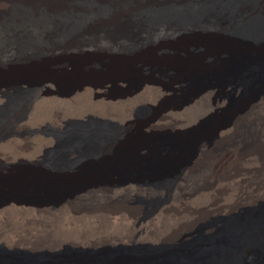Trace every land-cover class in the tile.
Here are the masks:
<instances>
[{"label": "bare ground", "instance_id": "bare-ground-1", "mask_svg": "<svg viewBox=\"0 0 264 264\" xmlns=\"http://www.w3.org/2000/svg\"><path fill=\"white\" fill-rule=\"evenodd\" d=\"M78 1L0 0V73L4 77L0 147L21 133L39 101L53 95L63 101L87 94L94 98L72 116L30 130L49 141L36 158L37 166L4 174L0 165V189H42L47 194L41 200L9 195L0 199V211L20 207L60 213L81 200L155 199L151 212L134 219L141 229L137 239H119L113 245L149 243L168 249L173 240L147 241L143 227L163 215L178 197L184 198V190L204 167L201 175L208 173L213 181L234 157H241L248 166L264 164V153L255 150L264 136V0H91L87 6ZM93 69L99 71L102 82L83 77ZM55 70L77 79L60 90L50 74ZM132 76L136 80L121 93H107L105 82ZM23 85L27 86L24 97L13 101L9 90ZM180 93L176 103L160 102ZM150 102L158 104V109ZM142 104L153 110L146 119L138 118ZM212 114L222 116L202 127ZM114 121L123 127L119 135L105 125ZM166 126L186 129L191 136L172 140L143 136H155ZM232 134V142L222 147ZM216 154L209 166L204 164L208 155ZM127 169L146 174L118 176ZM97 216L109 218L111 213L82 214L84 219ZM217 230L210 226L206 234L213 236ZM228 231L210 254L222 257L256 237L251 226ZM66 243L52 249L107 245ZM0 245L8 246L2 241ZM2 247L0 264H205L196 255L177 251L144 260L104 255L42 262L32 254L19 259Z\"/></svg>", "mask_w": 264, "mask_h": 264}, {"label": "rangeland", "instance_id": "rangeland-1", "mask_svg": "<svg viewBox=\"0 0 264 264\" xmlns=\"http://www.w3.org/2000/svg\"><path fill=\"white\" fill-rule=\"evenodd\" d=\"M77 3L78 5L87 6L91 3V0H80ZM102 8H105V6ZM50 74L55 75L60 90L68 89L77 79V75H64L59 72L56 73V70ZM84 76L88 80L102 82L97 69L83 73ZM3 80L4 77L0 73V82ZM135 80L136 77L132 76L126 81H112L110 84L105 82L108 86L107 93L115 96L133 84ZM26 87V85H23L20 89H10V98L13 101L23 98ZM248 89H252L251 84L248 85ZM171 96L172 98H170ZM53 98L39 101L32 108L28 121L21 127V133L0 147V165L4 174L15 173L16 168L24 169V167L32 168L37 166L35 162L38 160L36 158L42 154V149L47 145V137L40 132L32 133L30 130L40 128L46 122H59L63 117L72 116L75 111L77 113V108L81 105L90 104L94 101L91 94L74 101H63L54 95ZM164 98H161L160 102L164 100V105H170L178 102L182 98V94L170 95L169 98ZM236 101L237 98H234L233 102ZM152 106L155 109L159 107L158 104H153ZM152 111L149 105L142 104L137 109L138 118L146 119L152 114ZM221 116L222 114L208 116L202 123V127L210 126L213 122L220 119ZM105 125H107V129L114 130L115 135L123 132V127L116 121ZM157 132L159 134L155 136L151 134L143 136L146 140H154L158 137L172 140L181 136H191V133L186 129L173 130L169 126ZM233 137V134L226 137L222 147L232 142ZM261 139L260 143H258L259 141L257 142L255 150L264 153V136ZM62 142H66V139L62 138ZM217 155H212V157L208 155L204 164L209 166ZM235 158L227 163L228 166L225 165L226 167L220 169V178L217 177L213 181H211L208 173L201 175L204 172L203 169L207 168L204 167L200 176L194 179V182H190L184 190V198L178 197L163 215L152 221L150 225L143 227L144 233L142 236L145 239H149L147 241L160 238L173 240V245L168 249L162 250L149 243L113 245L119 239L136 240V235L139 234L141 229L135 224V217H137V214L145 215L151 212L156 206L155 199H139L137 196L127 198L124 202L122 199L118 200V198L112 201L102 200L100 203L81 200L73 207L64 208V212L60 213L56 210L43 211L35 208L20 207L7 209L5 210L6 212L0 211V241L8 245H0V249L4 246L5 250L12 255H18V258L32 254L40 257L39 259L42 262L62 260L70 256L89 259L104 255L107 257L123 256L135 260H144L177 251L196 255L198 256L197 259L199 258V261L205 264H260L264 258V164L248 166L244 161L242 162L243 159L241 157ZM118 173V176L121 177L129 174H140V176H143L146 171L127 169ZM232 179L235 180V183L228 182ZM9 195L28 197L35 200H41L47 196L42 189L29 190L21 187L0 189V199ZM90 206L96 208H88ZM116 209L118 210L116 211ZM227 209L229 211H226ZM230 210L233 212L229 213L231 212ZM102 212H110L111 216L102 218L103 220L98 216L91 219L82 217L84 213L99 214ZM67 214L73 217L68 218ZM119 215L121 218L114 219L113 216ZM207 226L218 227L215 235L209 236L206 234ZM235 226L253 227V233L256 235L255 239L240 247V250L232 248L222 257L210 254L209 252L212 249L218 247L227 238L228 232H230L228 230ZM85 241L93 243V245H107L96 248L52 249L66 242L81 244L85 243ZM40 255L44 256L41 257ZM24 258L20 257L19 259Z\"/></svg>", "mask_w": 264, "mask_h": 264}, {"label": "trees", "instance_id": "trees-1", "mask_svg": "<svg viewBox=\"0 0 264 264\" xmlns=\"http://www.w3.org/2000/svg\"><path fill=\"white\" fill-rule=\"evenodd\" d=\"M150 104H153V103H151V102H150ZM46 143H49V141H48V140H46Z\"/></svg>", "mask_w": 264, "mask_h": 264}]
</instances>
